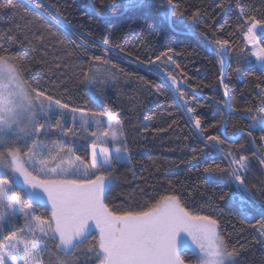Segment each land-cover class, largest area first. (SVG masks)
<instances>
[{
	"label": "trees",
	"instance_id": "1",
	"mask_svg": "<svg viewBox=\"0 0 264 264\" xmlns=\"http://www.w3.org/2000/svg\"><path fill=\"white\" fill-rule=\"evenodd\" d=\"M11 3L14 7L0 9V54L18 56L25 78L61 103L121 122L131 159L114 165L106 203L129 208L169 192L181 195L194 213L220 220L229 247L240 252L237 264H264L257 231L264 226V209L230 195L232 160L245 156L247 169L238 174L264 202V130L251 127L252 117L259 119L258 109H264V67L255 62L244 35L249 17L264 21V0H172L171 6L167 0H145L137 7L126 0ZM258 27L264 47V27ZM177 91L199 117L200 131ZM68 134L77 143L75 154L90 162L93 139ZM14 190L24 203H33L37 216L50 215L48 205ZM93 238L94 232L81 253ZM57 242L48 241L53 252ZM184 258L196 260L190 252ZM43 261L50 264L48 253Z\"/></svg>",
	"mask_w": 264,
	"mask_h": 264
},
{
	"label": "snow or ice",
	"instance_id": "2",
	"mask_svg": "<svg viewBox=\"0 0 264 264\" xmlns=\"http://www.w3.org/2000/svg\"><path fill=\"white\" fill-rule=\"evenodd\" d=\"M144 2L126 0L128 7ZM167 2L171 6L172 0ZM12 7L11 0L0 2V9ZM249 19L252 23L244 35L249 43L256 44L254 30L258 25L264 27V21ZM255 55L264 63V47ZM25 73L18 56L0 54V264H44L45 253L50 264H186L184 254L188 252L197 264H237L240 252L235 246L229 247L220 220L194 213L181 195L169 192L136 207L111 208L106 200L114 165L131 159L127 146H121V122L115 115L108 116L109 131L102 134L110 136L114 152L107 147L97 151L94 142L91 161H86L75 154L77 143L68 135L75 132L65 129L67 117L75 120L80 111L79 123L86 131L89 120L103 114L92 113L89 117L82 110L69 111L67 104L34 87ZM258 112L262 115L259 119L252 117L251 127L264 130V109ZM53 117H57L55 123ZM101 122L96 119L98 125ZM200 123L197 117V128ZM53 128L57 132H52ZM50 134L60 138L41 139ZM248 135L251 137V133ZM21 139L26 151L17 146ZM210 139L222 143L219 137ZM260 162L264 164V160ZM232 163L236 166L231 173L235 191L230 195L264 209V202L256 200L255 193L244 182L245 177L238 174L241 169L246 171L247 158L240 156ZM204 171L211 175L209 168ZM15 187L21 188L34 203L50 204V215L46 219L35 215L33 203H24ZM257 231L259 242L264 244V226ZM93 232H98V237L93 238L91 248L81 253V245ZM49 240L58 241L55 252L49 247ZM58 252H63L64 257L58 256ZM81 254L87 257L83 262L79 260ZM72 256L75 259H69Z\"/></svg>",
	"mask_w": 264,
	"mask_h": 264
},
{
	"label": "rangeland",
	"instance_id": "3",
	"mask_svg": "<svg viewBox=\"0 0 264 264\" xmlns=\"http://www.w3.org/2000/svg\"><path fill=\"white\" fill-rule=\"evenodd\" d=\"M258 29H259V27L257 26V28L254 30L256 32V35H257L256 44H251L249 42H248V44H249V47H250V50H251L252 57L254 58L255 62L259 66L264 67V63H261L259 58L255 55L256 52H258L259 49L261 48V46L258 43V34H257ZM175 83L177 84L178 81H176ZM175 89H177L176 86H175ZM181 93L182 92L177 91V95H178V97L180 99V103L182 105V109L186 113V115H187L188 119L190 120V122H191L192 126L194 127V129L196 131H200V128H197L196 125H195V121H196L197 117H196V115H194L193 111H189V109H191V107L188 105L187 101L183 98V95ZM71 109H77V108H72V107L68 106V110L70 111ZM78 110H82L83 112L88 113L89 117H91L92 113H99V112H90V111H87V110H84V109H78ZM100 114H103V116L102 117H97L96 119H100L102 122L98 125L96 123V119H90L89 120L90 126L85 131V129L82 128L81 124L79 123L80 111H77V113L75 114V117H76L75 120L73 119L72 116L67 117V123L65 124V128L73 130L75 132V134H80V135L84 134V135H87V136L91 137L93 139V141L96 143V145H97V147L99 149L101 147H109V146L110 147H115L111 143L110 136L109 137H104L102 135L104 132L109 131L107 117L110 116L111 114H108V113H100ZM56 118L57 117H53V123L55 122ZM41 123H43V121H41ZM68 123H70V127H66V125ZM53 129H55V128H53ZM55 131L57 132L56 129H55ZM68 133H72V132H68ZM93 133H96L97 135L94 137ZM33 139H35V137H33ZM41 139H46L47 141H50L49 139H47L45 137H41ZM120 139L122 141L123 140V136L120 137ZM27 144H28V142H27ZM17 146L21 147L22 150L26 151V147H25L23 139H21V141L17 144ZM121 146L123 147V143L121 144ZM8 178L11 179V177H8ZM40 203L46 204L44 201H41ZM246 204H250V203H242V205H246ZM46 205H48L50 207V204H46ZM35 215H36V213H35ZM19 219H20V223L22 224L23 223V216H21ZM94 233H95V236L98 237V232H94ZM28 238L30 239L31 237L29 236ZM79 251L81 252L82 249L80 248ZM83 257H85V256L83 255ZM186 264H197V261L195 260L194 262H189V261L186 260Z\"/></svg>",
	"mask_w": 264,
	"mask_h": 264
},
{
	"label": "crops",
	"instance_id": "4",
	"mask_svg": "<svg viewBox=\"0 0 264 264\" xmlns=\"http://www.w3.org/2000/svg\"><path fill=\"white\" fill-rule=\"evenodd\" d=\"M92 146V145H91ZM102 148V147H101ZM107 148H109V149H111V150H113V152H114V147H107ZM90 149H91V152H92V147H90ZM97 151H99V148L97 147Z\"/></svg>",
	"mask_w": 264,
	"mask_h": 264
},
{
	"label": "water",
	"instance_id": "5",
	"mask_svg": "<svg viewBox=\"0 0 264 264\" xmlns=\"http://www.w3.org/2000/svg\"><path fill=\"white\" fill-rule=\"evenodd\" d=\"M224 59L226 60V57L223 55ZM240 136V134L236 137V139Z\"/></svg>",
	"mask_w": 264,
	"mask_h": 264
},
{
	"label": "built area",
	"instance_id": "6",
	"mask_svg": "<svg viewBox=\"0 0 264 264\" xmlns=\"http://www.w3.org/2000/svg\"><path fill=\"white\" fill-rule=\"evenodd\" d=\"M235 191V190H234ZM239 202H241L239 199H237ZM242 203V202H241Z\"/></svg>",
	"mask_w": 264,
	"mask_h": 264
}]
</instances>
